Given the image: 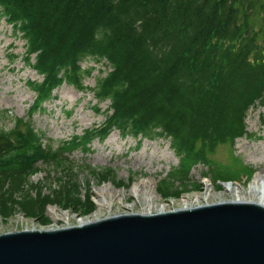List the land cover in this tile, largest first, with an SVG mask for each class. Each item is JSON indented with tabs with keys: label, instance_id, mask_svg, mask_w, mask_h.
Returning a JSON list of instances; mask_svg holds the SVG:
<instances>
[{
	"label": "trees",
	"instance_id": "obj_1",
	"mask_svg": "<svg viewBox=\"0 0 264 264\" xmlns=\"http://www.w3.org/2000/svg\"><path fill=\"white\" fill-rule=\"evenodd\" d=\"M256 9L264 23V0H0V21L24 42L22 63L41 78L27 81L35 94L28 120L0 129V214L16 193L32 216L51 203L86 212L65 153H87L113 131L169 141L182 180H159L161 197L198 191L199 184L188 180L190 169L213 170L206 154L234 145L246 135L250 108L264 106V35L260 39L250 26ZM87 58L107 68L92 88L83 85L95 70L82 68ZM63 84L90 92L96 113L102 102L109 107L101 125L54 149L30 120ZM43 167L69 172L56 178L58 191L45 195L43 185L29 184ZM104 173L114 182L110 170ZM89 174L98 177L96 170ZM29 186L37 193L33 198L24 192Z\"/></svg>",
	"mask_w": 264,
	"mask_h": 264
},
{
	"label": "rangeland",
	"instance_id": "obj_2",
	"mask_svg": "<svg viewBox=\"0 0 264 264\" xmlns=\"http://www.w3.org/2000/svg\"><path fill=\"white\" fill-rule=\"evenodd\" d=\"M262 19L260 9L253 11L250 17V26L260 34V39L264 35ZM19 36L4 20L0 21V129L4 131L13 129L17 119L28 120L29 107L35 94L28 88L27 81L41 80L36 72L22 63L24 42ZM104 64V61L97 63L91 58L81 62L83 69L95 68L84 79V86L92 88L95 85L99 72L107 70ZM53 95L54 99L43 106L44 110L32 115L30 121L34 130L43 134L44 143L52 145L54 149L72 136L81 135L84 130L98 127L104 122L108 101L98 104L100 112L96 113L92 109L96 101L90 92H79L63 84ZM263 118L264 106L257 103L247 112L246 135L237 139L232 146L219 145L206 154L214 165L213 170L202 165L190 169L188 180L199 184V190L168 199L156 192V183L168 175L177 181L182 180L177 173L180 169L175 170L178 159L169 141L122 138L117 131H113L104 141H93L87 153L79 150L65 153L73 165L72 175L79 185L80 199L87 207L86 212L80 207L63 209L61 205L51 203L39 216H32L19 206L21 199L16 193L13 203L5 205L4 214H0V235L32 229H62L116 215L145 214L147 200L151 214L203 206L205 203L257 200L248 189L257 174L259 179L264 180ZM106 169L115 176L114 182L104 175ZM90 170H96L98 177L90 175ZM68 173L43 167L29 179V184L43 185L42 193L47 195L49 189L58 191L56 178ZM217 177L223 180L217 182L219 189L213 186ZM100 191L103 192L101 198ZM24 192H28L32 198L37 194L30 186ZM100 199L111 205H100Z\"/></svg>",
	"mask_w": 264,
	"mask_h": 264
},
{
	"label": "water",
	"instance_id": "obj_3",
	"mask_svg": "<svg viewBox=\"0 0 264 264\" xmlns=\"http://www.w3.org/2000/svg\"><path fill=\"white\" fill-rule=\"evenodd\" d=\"M0 264H264V207L219 202L0 235Z\"/></svg>",
	"mask_w": 264,
	"mask_h": 264
},
{
	"label": "bare ground",
	"instance_id": "obj_4",
	"mask_svg": "<svg viewBox=\"0 0 264 264\" xmlns=\"http://www.w3.org/2000/svg\"><path fill=\"white\" fill-rule=\"evenodd\" d=\"M250 188L248 189L249 190V193L250 194H253V196H256L257 197V200H250V201H245V200H231V201H228V202H246V203H254V204H256V205H259V206H262V207H264V180L262 181V179H259V176H258V174H257V176H255V178H254V181H253V183L249 186ZM99 193H101V194H99V198H101V197H103L102 196V191H100ZM141 193V192H140ZM138 196V195H137ZM139 197H137L136 199H138ZM104 200V199H103ZM143 201V200H142ZM145 201V200H144ZM101 204L100 205H104V204H106V205H108V206H110L111 204L109 203V204H107L106 202H105V200L103 201V202H105V203H103L102 202V200L100 199V201H99ZM217 203H219V202H217ZM145 205V204H144ZM205 205H207L206 203H205ZM147 211H146V213L145 214H151L150 213V205H149V200H147ZM189 208H192V207H183V208H180L181 210H183V209H189ZM157 213H165V212H157ZM99 220H101V219H99ZM94 221H96V220H93V221H86V222H82V223H79V224H77V225H82V224H85V223H87V222H94ZM76 226V225H75ZM33 230H35V229H33ZM51 230H58V229H48V230H40V231H51Z\"/></svg>",
	"mask_w": 264,
	"mask_h": 264
}]
</instances>
